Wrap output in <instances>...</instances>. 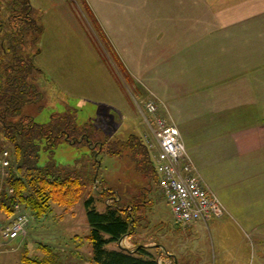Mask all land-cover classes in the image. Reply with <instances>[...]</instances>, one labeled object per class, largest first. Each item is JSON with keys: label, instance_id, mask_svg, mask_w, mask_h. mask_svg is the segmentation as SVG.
Returning <instances> with one entry per match:
<instances>
[{"label": "rangeland", "instance_id": "1", "mask_svg": "<svg viewBox=\"0 0 264 264\" xmlns=\"http://www.w3.org/2000/svg\"><path fill=\"white\" fill-rule=\"evenodd\" d=\"M65 1L89 42L67 16L53 14L57 9L49 4L50 0H30L35 19L43 26L41 52L35 61L45 80L40 77L37 83L43 99L23 106L21 114L42 125L49 123L52 115H63L75 108L79 126L91 122L101 139L108 136L111 141H126L137 135L154 155L158 151L156 128L153 122L145 121V107L150 102L156 103L159 114L179 129L197 175L226 209L225 216L202 223L200 246L215 252L221 247L228 257L242 249L248 259L242 257V263L264 264L260 263V259L264 260V155L255 150L264 145V27H247L248 32H235L233 28V32H228L231 27H240L237 26L240 23L181 27L176 7L180 0H139L142 53L134 61L129 55L131 49L126 53L131 81L106 40L103 27H98L85 2ZM110 10L112 13L108 14L103 8L104 19L110 20V15L116 19V8L110 6ZM185 19L190 23L180 16V20ZM199 31L205 40L206 37L218 40V46L203 45L201 53V44H197L201 38ZM185 59L190 69H196L191 80L186 79L191 73L184 71L188 68V63H183ZM102 66L117 84V91L109 87ZM185 84H189L188 89ZM53 152L52 158L63 167L90 165L96 174L95 183L75 207V217L56 204H52L51 212L43 219L33 216L26 237L0 245V264H22L26 254L32 259H43L47 255L44 247L52 249L58 264H92L90 244L75 239L84 238L90 231L85 200L94 198L103 212L114 204L105 195L107 188L114 194H123L120 203L124 205L143 186L149 187L145 182L141 187L132 181L135 169L127 157L120 160L106 155L100 160L99 154V163L94 164L91 147L84 143L61 142ZM49 156L42 151L39 165L45 166ZM125 190L128 196L124 195ZM149 196L154 205L149 208L148 222L142 223L132 236L109 244L108 249L134 253L139 246L148 249V245H164V241L167 245L172 239H182L185 247H195V241L182 238L186 227L174 229L172 212L154 182ZM240 202L247 205L241 207ZM13 216L8 217L0 210V235ZM235 230L238 233L243 230L245 234L238 241L233 237ZM169 248L175 249L171 244ZM149 251L162 264L170 261L163 250L157 253L151 247Z\"/></svg>", "mask_w": 264, "mask_h": 264}, {"label": "trees", "instance_id": "2", "mask_svg": "<svg viewBox=\"0 0 264 264\" xmlns=\"http://www.w3.org/2000/svg\"><path fill=\"white\" fill-rule=\"evenodd\" d=\"M42 34L43 26L35 19L30 0H0V158L8 152L10 163L4 170L0 167V210L9 217L20 206L40 220L56 204L66 214L76 216L75 207L95 183L96 174L87 163L70 168L59 165L52 154L61 142L89 145L94 164L99 163V154L100 160L106 155L120 160L127 157L135 169L132 181L141 187L145 182L149 187L143 186L124 205L120 203L123 194H114L107 188L105 195L114 204L103 212L97 208L94 198L85 200L90 231L84 238L75 239L81 244H90L92 264H159L145 248L134 253L108 249L109 244L132 236L142 223L148 222L149 208L154 205L148 197L158 176L144 141L137 135H131L126 141H111L108 136L101 139L91 122L78 125L75 108L63 115H52V120L42 125L33 117L21 114L23 106L43 99L37 83L40 77L45 80V76L35 61L41 52ZM116 59L128 74L120 58ZM42 151L50 155L45 166L39 165ZM124 195L128 196L126 190ZM43 250L47 254L45 258L32 259L26 254L22 264H58L52 249L44 247Z\"/></svg>", "mask_w": 264, "mask_h": 264}, {"label": "crops", "instance_id": "3", "mask_svg": "<svg viewBox=\"0 0 264 264\" xmlns=\"http://www.w3.org/2000/svg\"><path fill=\"white\" fill-rule=\"evenodd\" d=\"M83 1L85 2L86 4L85 6L87 7V9H89L95 16L98 22L97 24L99 25L98 27H103L102 29L105 32L106 40L110 42L111 47L115 50L116 54L119 56L120 60L126 67L127 71L130 72L131 74V71L128 68V60L126 57V53L128 49H131V54L129 53V55L131 56V59L133 61L134 58L137 59L141 57V53H142V52L140 53V49H139V37H140L139 24H141L139 17L141 10L139 6V0H83ZM180 1L181 3L176 7H178V16H179L178 23L181 25V27H191L190 24H194L195 27H221L223 25L230 26L233 23L241 24V25L240 24L237 25L240 27H231V29H228V32H233V31L248 32L247 27H259V26L264 27V0H180ZM49 4L57 9L55 12H53L54 15L58 13L59 16L61 15L63 17L67 16L69 18V21H71L74 24L76 30L82 34L83 39L89 42V39L84 35L83 31H81V28H79L80 27L79 24L78 25L76 24L77 20L75 18L73 10L71 9V6L69 7L68 5L69 2L65 0H50ZM49 4H47L46 7H44L43 4L40 5H42L44 8H49L50 7ZM110 6H112L113 9L116 8V12H115L116 19H114L113 16L110 15V20L112 23H110V20H107L106 18L105 20L101 15L103 14V8L107 9V11L109 12L108 14L112 13L110 10ZM173 14L177 15V12L175 13L173 12ZM180 16L187 18L190 21V23H188L186 19L180 20ZM239 29H243V30H239ZM214 31L215 33L217 32L216 30ZM203 36L204 35H202L201 32V36H200L201 38L197 43L199 45L201 44L200 47L202 49L201 53H203L205 49L203 45L207 47L218 46L216 43L218 40H215L214 38L210 39L209 37L208 38L206 37L205 40L203 39ZM235 37L236 36L230 37L229 35V38H235ZM199 45H196V47H198ZM194 55L189 57V59L191 60L194 57ZM188 56L189 55L185 57ZM143 60H145L144 62L146 63L147 61L146 56H143ZM183 63H188V68L185 67L186 70L184 71L191 73L190 75L186 76L187 80H191L193 73L196 72V69H194V71L193 69H190L189 68L190 63L186 59L183 60ZM103 69L108 76L109 87L111 86L113 87L112 89L113 92L117 91L118 90L117 84L114 82L113 78L105 70V68ZM194 77L196 76L194 75ZM201 78L203 77L201 76ZM187 85L185 84L184 86L185 89L189 88V86ZM255 150L259 152L260 156L264 155V145H259L258 150L256 148ZM207 166H211V164ZM197 167L200 170L202 169L200 167V164H198ZM209 192L214 194L211 191ZM246 205L247 204H244V202H240L239 206L244 207ZM202 223L206 224L203 221L190 224L188 227L184 228L186 230L184 231L186 232V235L181 234L183 235L182 238H184L186 241H192V240L195 241V247H191V248L185 247L184 240L172 239L169 241V244H171V246H173L175 249L169 248V244L166 245V241H164L165 242L164 245L153 244V245H148L147 246L148 249H146V246H139L138 248L139 249L145 248L149 253H150L149 248L151 247H153L154 251H156L157 253L160 252V250H163V253H165L167 259L170 260L167 264H247V261L245 263H242L243 262L242 257H245L246 260H248L245 254L244 253L242 254V249L239 250L237 253H235L234 256L228 257L225 256L227 254L226 250L222 249L221 247L220 250H218L217 252H215L214 250L210 251L208 249L205 250V248H202V246H200L201 231L203 230ZM207 226L209 225L207 224ZM177 227L179 226L176 225L174 229L177 230ZM178 230H181V227ZM244 235L245 234L243 230L240 231L239 233L236 232L235 230V235H233V237L235 238V240L238 241L239 238ZM219 241L222 245L223 242L221 241L220 238ZM167 249L168 250L170 249V252H168ZM210 252H212L213 254ZM258 253L260 252L258 251ZM260 261H261L260 263H264V260L260 259ZM159 264L162 263L159 262Z\"/></svg>", "mask_w": 264, "mask_h": 264}, {"label": "built area", "instance_id": "4", "mask_svg": "<svg viewBox=\"0 0 264 264\" xmlns=\"http://www.w3.org/2000/svg\"><path fill=\"white\" fill-rule=\"evenodd\" d=\"M145 121L156 128L158 151L152 155L158 176V189L169 206L174 223L188 227L192 223L225 216L226 209L219 198L210 193L196 173V167L187 153L179 129L159 114L156 103L145 107ZM9 154L0 158L1 169L9 167ZM11 221L1 230L0 245L13 243L28 234L33 217L24 208L16 207Z\"/></svg>", "mask_w": 264, "mask_h": 264}, {"label": "water", "instance_id": "5", "mask_svg": "<svg viewBox=\"0 0 264 264\" xmlns=\"http://www.w3.org/2000/svg\"><path fill=\"white\" fill-rule=\"evenodd\" d=\"M96 180V179H95Z\"/></svg>", "mask_w": 264, "mask_h": 264}]
</instances>
